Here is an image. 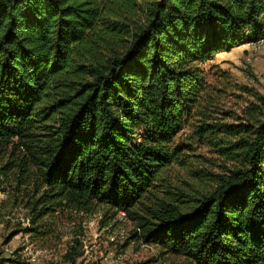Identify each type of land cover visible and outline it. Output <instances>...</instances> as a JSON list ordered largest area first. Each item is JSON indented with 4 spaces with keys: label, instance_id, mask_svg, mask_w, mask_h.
I'll list each match as a JSON object with an SVG mask.
<instances>
[{
    "label": "trees",
    "instance_id": "trees-1",
    "mask_svg": "<svg viewBox=\"0 0 264 264\" xmlns=\"http://www.w3.org/2000/svg\"><path fill=\"white\" fill-rule=\"evenodd\" d=\"M262 39L264 0H0V149L25 152L0 173L39 171L46 204L135 213L134 236L193 264H264V96L241 124L203 111L204 64ZM196 117L193 135L235 164L199 196L165 176Z\"/></svg>",
    "mask_w": 264,
    "mask_h": 264
},
{
    "label": "rangeland",
    "instance_id": "rangeland-1",
    "mask_svg": "<svg viewBox=\"0 0 264 264\" xmlns=\"http://www.w3.org/2000/svg\"><path fill=\"white\" fill-rule=\"evenodd\" d=\"M251 52L237 47L204 64L211 84V99L203 111L210 123H245L246 108L258 102V95L264 96V48L257 60L248 63ZM192 122L176 137L178 143L192 147L185 150L186 162L172 165L165 176L172 192L183 189L199 196L213 191L215 180L235 164L219 153L217 146L194 136L192 130L199 123L197 117ZM3 152L0 149V170L9 159L18 163L25 153H13L10 149ZM16 171L13 169L7 176L0 173V264H13L11 261L15 259L29 264L31 256L36 257L35 264H72L68 259L70 254L74 256V264H193L184 256L165 254L159 245L134 236L135 232H141L135 213L98 203L84 205L62 200L46 204L47 188L40 172L32 169L23 184L18 185L12 181ZM155 195L159 199L170 197L166 192ZM173 196L181 204V198ZM159 199L148 195L134 210L144 215L147 206H153ZM44 206H47L44 215L34 224V213ZM29 227H38V231L28 233L25 229ZM7 246L13 254L5 252Z\"/></svg>",
    "mask_w": 264,
    "mask_h": 264
},
{
    "label": "built area",
    "instance_id": "built-area-1",
    "mask_svg": "<svg viewBox=\"0 0 264 264\" xmlns=\"http://www.w3.org/2000/svg\"><path fill=\"white\" fill-rule=\"evenodd\" d=\"M243 46H246V49L248 48V49L252 50L251 54H249L247 57V62L251 63V62L255 61V59L257 60L262 49L264 48V39H262L258 42H248V43L244 44ZM5 252H7L8 254L14 253V251L8 246L5 248ZM28 260H29V264H35L37 261L35 256L29 257Z\"/></svg>",
    "mask_w": 264,
    "mask_h": 264
},
{
    "label": "crops",
    "instance_id": "crops-1",
    "mask_svg": "<svg viewBox=\"0 0 264 264\" xmlns=\"http://www.w3.org/2000/svg\"><path fill=\"white\" fill-rule=\"evenodd\" d=\"M238 48H243V49H245V51H246V46H241V47H238Z\"/></svg>",
    "mask_w": 264,
    "mask_h": 264
}]
</instances>
